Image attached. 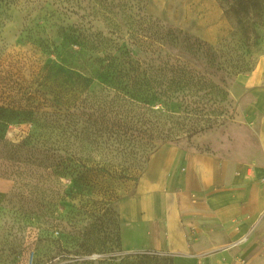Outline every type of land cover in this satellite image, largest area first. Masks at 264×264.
I'll return each instance as SVG.
<instances>
[{
  "label": "rangeland",
  "instance_id": "1",
  "mask_svg": "<svg viewBox=\"0 0 264 264\" xmlns=\"http://www.w3.org/2000/svg\"><path fill=\"white\" fill-rule=\"evenodd\" d=\"M259 62L264 0H0V264H173L117 202L162 145L251 155Z\"/></svg>",
  "mask_w": 264,
  "mask_h": 264
},
{
  "label": "crops",
  "instance_id": "2",
  "mask_svg": "<svg viewBox=\"0 0 264 264\" xmlns=\"http://www.w3.org/2000/svg\"><path fill=\"white\" fill-rule=\"evenodd\" d=\"M236 83L251 95L243 116L255 139L252 154L158 147L117 202L128 251L161 254L173 264H264V62ZM12 188L0 176V208Z\"/></svg>",
  "mask_w": 264,
  "mask_h": 264
},
{
  "label": "trees",
  "instance_id": "3",
  "mask_svg": "<svg viewBox=\"0 0 264 264\" xmlns=\"http://www.w3.org/2000/svg\"><path fill=\"white\" fill-rule=\"evenodd\" d=\"M141 75V74H140ZM138 75L136 74V77H137ZM142 80H139V81H136L135 82V84H142L143 86H144V77L143 78H141ZM152 84V82L151 81H149L148 83H147V85H151ZM147 91H149L150 92V90L148 89ZM34 149V152L35 153H37V154H39V155H41L42 156V158L44 159V160H48V158L50 157V156H52V155H54V153H52V151L50 150V149H44V150H38V149H36V148H32V150ZM69 264V263H68ZM73 264H79L78 262H75V263H73ZM80 264H82V263H80Z\"/></svg>",
  "mask_w": 264,
  "mask_h": 264
},
{
  "label": "built area",
  "instance_id": "4",
  "mask_svg": "<svg viewBox=\"0 0 264 264\" xmlns=\"http://www.w3.org/2000/svg\"><path fill=\"white\" fill-rule=\"evenodd\" d=\"M263 181H264V178H263Z\"/></svg>",
  "mask_w": 264,
  "mask_h": 264
}]
</instances>
